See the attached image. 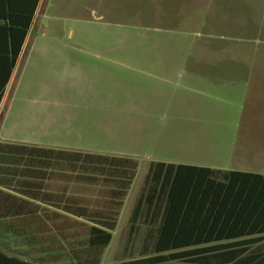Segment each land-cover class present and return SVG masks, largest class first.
Segmentation results:
<instances>
[{
	"label": "rangeland",
	"instance_id": "obj_1",
	"mask_svg": "<svg viewBox=\"0 0 264 264\" xmlns=\"http://www.w3.org/2000/svg\"><path fill=\"white\" fill-rule=\"evenodd\" d=\"M239 1L241 13H249L250 0ZM50 5L48 18L31 33L7 91L0 143L89 146L90 150L80 151L139 161L103 264H110L112 256L118 264L141 257L138 240L144 226L134 246L126 248L122 242L151 161L180 156L185 162L264 174V129H259L264 119L254 118L264 107V87L245 88L247 105L241 122L246 133L231 134L234 130L227 128L217 129L223 133L212 136L193 134L188 139L170 134L161 140V130L171 131L174 123L188 129L193 122L201 126L207 121L163 118L194 95L189 88L164 79L167 72L146 69L161 63V29H188V24L178 22L161 26V8L183 14L192 7L202 14L203 7L192 6L189 0H53ZM43 48L48 49L47 55L40 53ZM65 129L74 131L55 135ZM82 129L95 132V141L77 135ZM162 141L167 148L161 150Z\"/></svg>",
	"mask_w": 264,
	"mask_h": 264
},
{
	"label": "trees",
	"instance_id": "obj_2",
	"mask_svg": "<svg viewBox=\"0 0 264 264\" xmlns=\"http://www.w3.org/2000/svg\"><path fill=\"white\" fill-rule=\"evenodd\" d=\"M34 13L9 24L13 59L0 85V105ZM138 168L139 161L127 156L0 143V239L35 243L70 264H101ZM147 206L151 210H143ZM241 223L251 230L261 226L264 234V174L152 162L128 233L136 240L145 227L141 257L119 264H253L230 261L249 251L239 243L205 246L238 237L225 230ZM3 249L0 264H29ZM252 254L254 264H264V246Z\"/></svg>",
	"mask_w": 264,
	"mask_h": 264
},
{
	"label": "crops",
	"instance_id": "obj_3",
	"mask_svg": "<svg viewBox=\"0 0 264 264\" xmlns=\"http://www.w3.org/2000/svg\"><path fill=\"white\" fill-rule=\"evenodd\" d=\"M53 0H0V85L5 77L8 65L12 63V47L11 37L9 32V24L12 21L25 22L29 17L30 12L35 8V13L32 19V25L22 47V51L17 60V63L12 71L11 79L5 87L4 95L0 105V121L5 108L7 99V91L10 88L18 66L21 64L26 53L28 44L31 41L32 32L37 28L40 21L47 19V11ZM162 1V0H161ZM192 6L197 5L204 8V13H198L199 10L193 12L192 7L186 13L171 12V9L161 8V26L173 25L179 23L188 24V29L185 32L162 31L161 29V63L153 64L146 68L147 70H160L167 72L162 77L164 79H172V82L179 83L180 86L189 88L194 95L193 98L184 100L181 105L174 107L173 112L167 117L172 120H207L201 123H194V126L187 127L188 129L178 128L161 130V140L165 139L170 134H175L176 137L183 136L192 139V135H217L222 134L221 130L217 129H233L231 134H243L246 127L242 124V119L246 108V90L245 88L264 87V0H250L249 13L242 12L239 0H189ZM169 10V11H168ZM233 10L235 15H233ZM246 10V9H245ZM237 12V14H236ZM181 15H183L181 17ZM12 18H9V17ZM168 28V27H167ZM43 55L48 54V49L40 50ZM44 61V60H43ZM208 88L207 90H204ZM228 90H231L229 93ZM204 95L207 98H204ZM262 97V96H261ZM259 97V98H261ZM264 98V96H263ZM207 101H206V100ZM264 104V103H263ZM260 106V105H259ZM17 111V109H16ZM16 114V113H15ZM255 119H264V107L259 110ZM225 120V122H217L214 120ZM259 129H264L260 126ZM69 131L62 130L57 134H69ZM86 129H82L80 135L83 140L93 139L96 133H88ZM49 134V133H43ZM65 135V136H66ZM89 136V137H88ZM92 136V137H91ZM38 141H41L40 139ZM25 142V141H22ZM165 141L161 143V150L164 147ZM33 143V144H31ZM37 142H29L26 144L35 145L45 148L67 149V150H90L88 147H64V146H45L36 144ZM160 143V141H157ZM163 146V147H162ZM166 165L175 167H208L221 170L215 165H204L193 162H185L180 159V156L173 158H163L157 161ZM149 164V166H150ZM149 171V169H148ZM147 171V173H148ZM241 171V170H236ZM249 172V171H244ZM260 173L256 171H251ZM263 174V173H260ZM137 202V198L135 204ZM186 204V203H185ZM143 210H151L144 207ZM195 212L191 213L189 220V229L192 227V220ZM261 226L251 230L252 226L244 227L242 223L235 229L225 230V234L233 232L238 236L233 235L228 239H223L221 242L206 244L211 245H230L239 243L240 245L250 248L247 253L239 256L238 259L230 261H242L244 263H253L258 259L252 256L253 252L259 247L264 246V241L254 242L264 236ZM116 231V230H115ZM113 232V238L114 233ZM243 231L245 233H239ZM142 244L143 240H138ZM136 240H130L129 235L123 240L122 245L126 248L134 246ZM48 245L47 243L44 244ZM111 245V244H110ZM106 248V251L110 247ZM0 246L9 257L17 258L21 262L29 264H70L69 260H62L59 257V252L48 254L47 251L39 250L40 245L29 243L28 241L0 239ZM104 253V255H105ZM52 255V256H51ZM104 255L102 263L104 262ZM254 258V259H253ZM130 259H122L120 263L132 261ZM2 261V260H0ZM74 262V261H73ZM3 263V262H0ZM75 263V262H74ZM110 264H118L117 258L112 256ZM177 264H188L176 262Z\"/></svg>",
	"mask_w": 264,
	"mask_h": 264
}]
</instances>
